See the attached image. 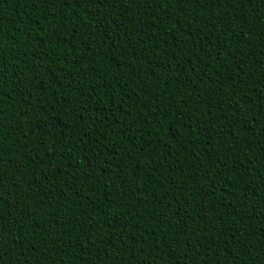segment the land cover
I'll return each instance as SVG.
<instances>
[{
	"label": "trees",
	"instance_id": "obj_1",
	"mask_svg": "<svg viewBox=\"0 0 264 264\" xmlns=\"http://www.w3.org/2000/svg\"><path fill=\"white\" fill-rule=\"evenodd\" d=\"M0 264H264V0H0Z\"/></svg>",
	"mask_w": 264,
	"mask_h": 264
}]
</instances>
